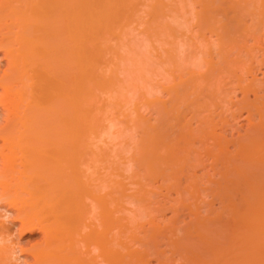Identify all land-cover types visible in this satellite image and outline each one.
Masks as SVG:
<instances>
[{
	"label": "bare ground",
	"instance_id": "bare-ground-1",
	"mask_svg": "<svg viewBox=\"0 0 264 264\" xmlns=\"http://www.w3.org/2000/svg\"><path fill=\"white\" fill-rule=\"evenodd\" d=\"M199 3L194 12L188 0H0V208L15 211L21 231L44 234L25 264H253L244 254L264 227V0ZM192 20L201 38L183 42L182 57L175 45ZM135 23L145 44L168 47L164 59L131 43ZM244 113L240 134L231 122ZM96 147L106 166L98 183L88 177ZM68 161L79 165L74 185ZM204 161L208 184L197 176ZM159 188L180 196L163 225ZM203 191L220 212L199 201ZM88 199L100 233L85 221ZM80 232L86 246L100 237L99 258L81 251ZM15 243L0 246V264H11Z\"/></svg>",
	"mask_w": 264,
	"mask_h": 264
},
{
	"label": "rangeland",
	"instance_id": "rangeland-1",
	"mask_svg": "<svg viewBox=\"0 0 264 264\" xmlns=\"http://www.w3.org/2000/svg\"><path fill=\"white\" fill-rule=\"evenodd\" d=\"M166 1L169 2L170 0H169V1L166 0ZM190 1H191V3H194V6H195L196 4H198V5H199V4H203V6H204V3H199L200 0H197V1H198V2L196 1L197 3L195 2V0H188V4L190 5V9L193 8V4L191 5ZM192 1H194V2H192ZM171 2H172V1H171ZM172 4H173V3H172ZM199 6H200V7H199ZM199 6L196 5V6H195L196 8L194 7V8H195V9H194V12H195V11H198V10L200 11V8H202V6H201V5H199ZM204 7H205V6H204ZM201 11H202V9H201ZM193 22L196 23V21H195V20H192L191 23H190V25H191L190 27H193V25H194L193 28H189V29H188V27H186L185 25H184V26L182 25V27H184L183 29H185L186 32L189 31V32L186 33L187 35L189 34L188 36H187L186 34H185L186 36H185V35H181L179 41L182 40V41H181L182 43L186 41L185 43H188V44H189V38H190V36L192 37L193 34H196L195 37H199L200 34L198 33V32H199V31H198V30H199V29H198V26L195 27L197 24H194ZM133 25H134V28H132V29H135V30H134V32H132V36H131V38L129 37L130 41H131L132 38H135V41H136V44H137V45H142V44H143V45H142L143 47H142V46H137V49L139 48L138 50L145 51L147 54L152 52V55H154V53H155V54H158V55H160V54L162 53L160 57H161L162 59H164V58L166 57L165 50H166L168 47H167V46H162L161 43H158V42L156 43V41L154 42L155 45L157 44L156 47H155V46L151 45L149 42H148V44H147V41H146V44L149 45V47L147 48V45L144 43V39H143V41H142V37L144 36V34H142V32H143V27L140 26L139 24H136V23L133 24ZM135 27H136V28H135ZM182 27H180V28H182ZM140 29H141V30H140ZM183 29H181V30L183 31ZM196 29H197V30H196ZM136 30H137V31H136ZM192 30H193L194 32H193ZM131 31H132V30H131ZM183 32H184V31H183ZM190 32H191V33H190ZM192 32H193V33H192ZM203 32H204V30H203ZM203 32H202V31L200 32L201 35H202ZM206 32H207V33H206ZM206 32H205V34H204V33H203V34H204V35L207 34V37L210 36V38H211L212 40L215 39V36H214L213 33H210V32L207 31V30H206ZM130 33H131V32H130ZM136 33H137V35H136ZM138 34H139V35H138ZM141 34H142V35H141ZM183 34H184V33H183ZM197 34H198V35H197ZM212 34H213V35H212ZM140 36H141V37H140ZM211 36H212L213 38H212ZM144 37H145V36H144ZM183 37H184V39H183ZM185 37H188V38L186 39ZM195 37H194V41H195V39H196ZM192 38H193V37H192ZM200 38H201V36H200L199 38H197V41L200 40ZM136 39H137V40H136ZM140 41H141V42H140ZM179 41L177 40V45H175V47H176V49L179 51V53L181 54L180 56L183 57L184 55H186V54H184V53L188 52V50H189V49L187 50V45H188V44L185 45L184 43L182 44V43L179 42ZM197 41H196V42H197ZM132 42L134 43V40H133V39H132L131 43H132ZM141 43H142V44H141ZM197 43H198V42H197ZM134 44H135V43H134ZM150 45H151L152 47L157 48V49H158V47L160 46L159 49H160L161 51L155 49V51H157V52H155L154 50H152L153 48H151ZM158 45H159V46H158ZM184 45H185V46H184ZM197 45H198V44H197ZM165 47H166V48H165ZM180 47L182 48V50H181ZM149 48H150L152 51H151V50L149 51ZM145 49H146L147 51H146ZM158 51H159V53H158ZM163 51H164V53H163ZM184 51H185V52H184ZM183 52H184V53H183ZM0 56H1V55H0ZM154 56H157V55H154ZM151 57H152V56H151ZM152 58H153V57H152ZM153 59H154V58H153ZM5 63H6L5 60H4V61H3V60L0 61L1 66H2V64H3V66H4ZM167 68H169V67H167ZM261 76H262V74L260 73V74H259V77H261ZM123 77H124V75H123ZM158 78L160 79V78H162V76L160 77V76H156V75H154L153 78H152V83H153V84H154V83H158V84H160V83L163 82L162 79H160L162 82L159 83L160 80H159ZM155 79L157 80V82L155 81ZM153 80H154V81H153ZM132 94H134V93H132ZM129 95H131V93H130ZM131 96H132L131 99H133V101H136L137 97H136V99H135V95H131ZM163 97H164V98H163ZM163 97H162L163 99H166V98H167L166 94H164ZM241 97H242V94L238 93L236 99H241ZM130 108H132V107H130ZM144 109H145V108H142L141 112H143V114L145 115V111H147V110H146V109L144 110ZM147 113H148V111L146 112V116H145L146 118L149 117V116H148L149 114H147ZM143 114H142V115H143ZM245 116H246V113H244V114H243V115H242L237 121H232V122H231V123H232L231 125H233L234 122H235V125L238 126V127H236L238 130L240 129V127L243 128V129H241V130L239 131L240 134H243V133L245 132V129H244V128H246V127L248 126V120L245 118ZM150 117H151V120L154 119V118H152V116H150ZM153 117H154V116H153ZM242 118H243V119H242ZM241 119H242V120H241ZM122 120H123V118L121 119V117H120V121H122ZM239 120H240V121H239ZM120 121H119V122H120ZM116 122H117V120H116ZM236 122L238 123V125H237ZM106 123H107V122H106ZM106 123H105V124H106ZM117 123H118V122H117ZM242 124H243L244 127L241 126ZM118 125H119V123H118ZM235 125H234L233 127H235ZM117 127H118V126H117ZM120 127H121V125H120ZM120 127H118V128H120ZM118 128H117V130H118ZM122 128L124 129V125L122 126ZM115 130H116V129H115ZM228 130H229V131H228ZM227 131H228V132H227ZM227 131H224V132H226V136H227V138H228V137L231 138V134H232V136H235L234 138H236L237 135H238V132H237V131L235 132L234 130H231V129H227ZM233 131H234V132H233ZM241 131H242V132H241ZM115 132H116V131H115ZM219 132H221V131H219ZM115 134H117V133H115ZM222 134L224 135L225 133H222ZM235 134H236V135H235ZM103 136H104L105 138L103 137V138H104V141H103V138L100 139V142H101V143H99V144H101V145H102V144H103V145L106 144V140H105V139L108 137L106 134H104ZM115 136H116V135H115ZM224 136H225V135H224ZM232 138H233V137H232ZM101 140H102V141H101ZM107 140H108V138H107ZM116 140H118V139L116 138ZM116 140H115V141H116ZM102 142H103V143H102ZM103 145H102V146H103ZM231 148H232V147H231ZM93 149H95V147H94ZM232 149H233V148H232ZM96 150H98L97 147H96ZM96 150H95V151H96ZM99 150H101V151H100V152H97V151H96V153H95V151H93V153H95V155H94L95 158H94V161H92L93 159L91 160V162H92L93 164L91 163L92 165H91V167H89V168H91V169L94 168V170H91V169L88 170L89 173H91V171H92V172L94 171L92 174H89L88 177H90V178L92 177V179H90V178H89V179L91 180V182H92V180H93V182H96V183H98L97 180H100V179H101V180H100V182H101L102 179H104L103 176H105V174H106V173L104 174V172H106V171L102 172L104 169L106 170L105 160H104L105 158H103V157H104V152H103V156H102V151H103V150H102L101 148H100ZM99 150H98V151H99ZM98 153H100V155H99ZM96 154H98L99 156L97 155V156H98V157H97ZM127 155H128V154H127ZM101 156H102L103 159L100 158ZM204 159H206V158H204ZM95 160H98V161H95ZM205 161H206V160H205ZM205 161H204V164H203L204 166L201 165V166H199V167L197 168V169H198V170H197V176L199 177V179L201 178L202 180H203V177L205 176V177H204V180H205V179H206V180H205V182H204V180H203V182H204V183H207L208 178H210V176H211V177L213 176V174H214L213 172H214V171H213V169H212V171H211V167H210V169L208 168V167L210 166V165L208 164L209 161H208V162H205ZM69 162H70V161L67 162L68 165H67V167H66V169H65V171H64L67 175L63 172V173H64L63 177L66 178V181H65V178H64V181L66 182V184L74 185L75 182L73 181V180H74L73 178L71 179V176H73L74 172L76 173V171L72 172V170H71L72 167H70V165L74 166V165H78V164H74V163H73L74 161H72L73 164H71V162H70V163H69ZM97 162H98L99 164H101V165H99ZM205 163H206V164H205ZM94 164H95L96 166H95ZM103 165H104L105 167H103ZM206 165H207V170L205 169ZM68 166H69V167H68ZM78 166H79V165H78ZM78 166H77V167H78ZM97 166H98V167H97ZM100 166H101V167H100ZM202 166H203V168H204L205 170H203ZM84 167H85V166H84ZM87 167H88V166L85 167L86 170L88 169ZM67 168H68V169H67ZM69 168H70V169H69ZM99 169H100V170H99ZM67 170H70V171H67ZM74 170H75V169H74ZM80 170H82V172H83V174H82V172H80L81 175L84 176V171H86V170L83 171V168H81V167H80L79 171H80ZM98 170H99V172H98ZM209 170H210V171H209ZM205 171H206V174L204 175ZM207 171H209V172L207 173ZM67 172H68L69 174H68ZM77 172H78V171H77ZM86 172H87V171H86ZM88 172H87V173H88ZM201 172H202V173H201ZM203 172H204V173H203ZM70 173H71V174L73 173V174L71 175ZM78 174H79V172H78ZM78 174L76 173L77 176H78ZM95 174H96V175H95ZM202 174H203V176L200 177ZM209 174H210V175H209ZM68 175H69V176H68ZM70 175H71V176H70ZM76 175L74 174L75 177H76ZM90 175H91V176H90ZM199 175H200V176H199ZM208 175H209V177H208ZM74 176H73V177H74ZM99 176H100V177H99ZM68 177H70V178L68 179ZM75 177H74V178H75ZM78 177H79V176H78ZM96 177H98V178H96ZM207 177H208V178H207ZM215 177H216V179H217V176H215ZM83 178H85V177H82V179H83ZM67 179H68V180H67ZM77 179H79V178H77ZM77 179H76V180H77ZM82 179H81V180H82ZM70 180H71L72 183H71V182H68V181H70ZM79 180H80V179H79ZM84 180H85V179H84ZM67 182H68V183H67ZM100 182H99V183H100ZM201 183H202V182H201ZM207 184H208V183H207ZM202 185H203L204 188L206 187V184L204 185V184L202 183V184H201V187H202ZM67 186H68V185H67ZM203 187H202V188H203ZM159 190H160V191H159ZM156 191H157V190H156ZM161 191H162L163 194L161 193ZM166 191H167V190H165V189H163V188H162V190H161V188H159L158 191H157V192H160V194L158 193L159 195L162 194V195H161L162 197H161V196L157 197L158 200H161V202L164 203V204L166 203V204L164 205L165 208L162 207V211H160L161 213L165 211V212H164L165 214L162 213V214H163V215H162V214L160 213V214L157 216V218H159V220L162 219L160 222L163 221L161 225H163V223L166 224V222L169 221V218H170V220L173 218V215H174L173 213H174V212H173V210H172L171 208H173V207L175 208V206H176L177 204H176L175 206H173V207H172V205L175 204V203H174L175 200H176V201H177V200H178V201L180 200V196H178V194L175 193L174 190H172V192L170 191L172 195L170 194V192L168 193V197H166V195H167V194H165V193H167ZM203 193L205 194L206 192L203 191L202 194H203ZM101 194H103V192H102ZM169 194H170V195H169ZM204 194L202 195V197L200 196V199H201V200L199 199V201H200V202L202 201V203H203V200H204V203H206V204H212V206L215 207V208H214L215 210H213V208H212L213 213H214V215H215L216 213H215L214 211H218V210H220V207H221L220 203H218L217 201H216V203H215L214 201H211V202H214L215 204H214V203H211V202H210V200H212L211 196L208 197V195L205 194V196H206V197H205ZM163 195H164V196H163ZM176 195H177L178 197H177ZM170 197H171V198H170ZM207 197H208V198H207ZM164 198H165V199H164ZM172 198H174V199H173L174 201L172 200ZM175 198H176V199H175ZM177 198H179V199H177ZM207 199H209V202H208ZM189 200H190V199H189ZM205 200H206V202H205ZM87 202H88V203L91 202L92 204H94V205H93L94 207L91 206V209H94V210H92V213H93V214L90 213V215H89L90 218H87V220L85 219L86 223H87L88 225H89V224L91 225V224H92L91 222H93V223L95 222V223H96V220H97V219L95 218V220H94V215H95V214L97 215V214L99 213L100 208H98V207H99L98 205H95L96 202L90 201L89 199L87 200ZM87 202H86V203H87ZM168 202H169V203H168ZM176 203H177V202H176ZM170 204H172V205H170ZM167 205H168V206H167ZM97 206H98V207H97ZM203 206H204V205H203ZM96 209H97V210H96ZM96 211H97V212H96ZM220 211H221V210H220ZM220 211H218V212H220ZM9 212H11V214L13 215V221H11L9 224L6 225L5 230L8 232L9 229L11 228V229H10V232H11L12 234H11L10 232H8V233L6 232V233H7L8 235H13V240H12V241H13V242H14V241L16 242L14 247H16L15 249H18V250H19V253H20V255H21V258L23 259L22 264H25L26 262H27V263H28V262H31L33 258H32V256H31L30 252L27 251V250H28L29 248H31V247L36 246V245H40V243H43V241H44V234H43V232H42L41 230H39V229H36L35 231H32L33 233H30L28 230H25V231L22 230V231H21V225H20V223L14 220V217H15V211H14V210H9ZM94 212H95V213H94ZM186 212H187V213H186ZM199 212H200L201 215L204 216V217H206V216L208 215V214L206 213V211H205L204 208H201V210H200ZM218 212H217V213H218ZM183 214H184L183 217H184L185 221H184L183 223L181 222V224L184 225L185 222H190V221H191L190 219H192V218H189L188 211H185V210H184V213H183ZM92 215H93V217H92ZM96 215H95V217H96ZM171 215H172V216H171ZM190 217H191V216H190ZM186 218H187V219H186ZM88 220H89V221H88ZM93 220H94V221H93ZM88 222H89V223H88ZM160 222H159V223H160ZM86 223H85V224H86ZM95 223H94V224H95ZM97 223H98V220H97ZM94 224H92L91 227H92V228H95V230H96V228L98 229V227H96V226H98V225L96 224V226L94 227ZM12 227H13V228H12ZM260 227H261V226H260ZM260 227H258V228H260ZM89 228H90V227H89ZM89 228L86 229V227H85V230H84V231H81V232L84 233V232H86ZM99 228H100V227H99ZM262 228H264V227H261V228L258 230V232H255V233H256L255 235L258 234L257 237H259L260 239L262 238L261 240H264V236H262V235H264V230H262ZM83 229H84V228H83ZM83 229H82V230H83ZM100 229H101V228H100ZM100 229H99V231H100ZM12 230H13V231H12ZM39 231H41V232H39ZM88 231L90 232V230H88ZM88 231H87L86 233H88ZM96 231H97L98 233H100L98 230H96ZM24 232H25V233H24ZM81 232H80V235H81ZM19 233H20V234H19ZM86 233H85V234H86ZM85 234L83 235V237H82V235H81V236L79 235L80 237H79V236L76 237V238L79 237V239L81 238V239H80V242H78V243H80V246H83V247H82V249H81V247H79V249H81V251H83V250L86 248L85 251H88L89 249H91V247H93V249H91V251L89 250L90 253H91V256L94 257V255L96 254L94 258H96V259L99 258V256H98L99 253H97L98 249L95 247L94 243L96 244L97 241H100V237H98L97 235H95V236L92 235V236H93V237L91 236L92 239L88 238L92 243H91L89 240L86 241V242L89 241L91 245H89V244L86 243V244H87V246H86V245L84 244V240L87 239V238H84ZM259 234H260L261 236H260ZM253 235H254V233H253ZM253 235H252V236H253ZM18 237H19V238H18ZM255 237H256V236H253V239H251V242H250V243L252 244V247L250 246V245H251V244H250L249 246H250L251 248H248V250L246 251L245 254H244L245 251L241 250V247H236L237 250H238L239 248H240V250L237 251V250L235 249L234 251H235V253L238 254L239 257L242 255V253H243L244 255H246V254L248 253V254H249V257H248V255H247V257H248V259H249L250 261L253 262V264H260L262 261H264V260H261V259H264V258H262V257H264V243H262V242H264V241H261L260 239L255 238ZM17 238H18V239H17ZM97 238H98V239H97ZM254 239H255V240H254ZM16 240H17V241H16ZM93 240H94V241H93ZM95 241H96V242H95ZM254 241H256L257 245H259V246H257V245L255 244ZM259 241H260L261 243H260ZM37 242H39V243H37ZM82 242H83V243H82ZM89 242H88V243H89ZM93 242H94V243H93ZM26 243H27L28 245H27ZM26 245H27V246H26ZM84 245H85V247H84ZM88 245H89V248L87 249ZM255 245H256V246H255ZM78 246H79V244H77V247H78ZM23 247H24V248H23ZM26 247H27V248H26ZM164 247H165V245L162 244L160 249H161V250L166 249V247H165V248H164ZM256 247H257V248H256ZM261 247H262V249H261ZM254 248H255V249H254ZM258 248H259V249H258ZM21 249H24V250L26 249V251H24V253H23V252H21ZM233 249H234V247H233ZM257 249H258V251L256 252ZM166 250H167V249H166ZM252 250H254V252H253ZM260 250H261V251H260ZM85 251H84V252H85ZM248 251H249V252L252 251L251 254H250ZM25 252H26V253H25ZM27 252H28V253H27ZM98 252H99V251H98ZM167 252H168V250H167ZM90 253H89V254H90ZM92 254H93V255H92ZM237 254H235V255L237 256ZM260 254H261V255H260ZM29 255H30V256H29ZM250 255H251V256H250ZM252 255H253V256H252ZM257 255H259V256H258L259 258L257 257ZM252 257H255V260H254V261H253ZM260 257H261V258H260ZM28 258H29V259H28ZM25 259H26V260H25ZM176 259H178V258H176ZM158 260H159V258L156 257V256H153V258H152L151 256H149V257H148V264H157V263L159 262ZM257 260H258V262H257ZM250 261H249V262H250ZM255 261H256V262H255ZM19 263L21 264V262H19ZM176 263L179 264L178 261L174 262V264H176ZM262 263H264V262H262ZM262 263H261V264H262ZM158 264H160V263H158Z\"/></svg>",
	"mask_w": 264,
	"mask_h": 264
},
{
	"label": "clouds",
	"instance_id": "clouds-1",
	"mask_svg": "<svg viewBox=\"0 0 264 264\" xmlns=\"http://www.w3.org/2000/svg\"><path fill=\"white\" fill-rule=\"evenodd\" d=\"M4 200L3 194H0V203ZM13 221V215L7 209L0 208V224L7 225ZM13 240V235L0 234V246H3L5 243L11 244ZM11 264H17V261H20L22 264L23 259L19 253L18 249H14L10 255Z\"/></svg>",
	"mask_w": 264,
	"mask_h": 264
}]
</instances>
